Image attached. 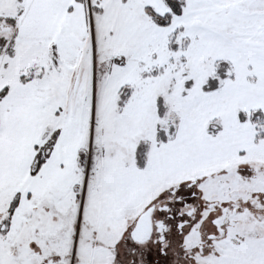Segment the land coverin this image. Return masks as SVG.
<instances>
[{
  "label": "snow or ice",
  "instance_id": "1",
  "mask_svg": "<svg viewBox=\"0 0 264 264\" xmlns=\"http://www.w3.org/2000/svg\"><path fill=\"white\" fill-rule=\"evenodd\" d=\"M0 264H264V0H0Z\"/></svg>",
  "mask_w": 264,
  "mask_h": 264
}]
</instances>
